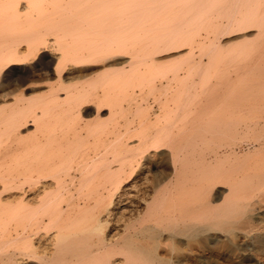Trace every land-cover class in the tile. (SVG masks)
<instances>
[{"label":"bare ground","instance_id":"6f19581e","mask_svg":"<svg viewBox=\"0 0 264 264\" xmlns=\"http://www.w3.org/2000/svg\"><path fill=\"white\" fill-rule=\"evenodd\" d=\"M181 1L185 3L184 0H0V89L15 81L37 77L39 81L46 80L41 85L47 90L22 108L14 107L20 98L0 97V105L16 99L12 107L6 106L9 109L1 106L0 146L3 141L23 142L15 129L24 116H32V123L27 125L35 128L12 159V170L4 179L0 178V264H264V0H186L185 7L178 6ZM217 3L222 5V10L217 6L218 10L225 12L221 14L231 24L234 21L230 17H234L248 27L244 32L254 31L250 38L244 35L248 38L234 48L235 60L229 61L232 53L223 54V61L213 53L203 66L199 61L191 63L193 57L187 56L190 62L184 59L186 71L180 63L173 62L177 68L171 67L172 63L171 71L183 70L186 75H171L178 81L171 100L163 99L158 113L153 112L154 117L143 111L125 119L123 130L109 145L107 154L112 163L105 154L108 147L102 151V158L88 164L92 167L84 164L88 175L80 167L85 171H80L84 172L82 179L80 176L57 179L61 171L71 172V168L64 167L73 163L68 158L74 159L75 152H80L78 146L83 145L82 140L79 143L76 140L73 112V104L79 97L71 92L72 87L55 84L58 80L62 83L60 68L69 65L67 71L76 74L78 67L97 57L96 54L121 52L126 37H136L132 34L135 28L131 29L138 22L136 18L142 26L151 25L158 18L159 25L165 23L163 26L167 27L168 23L172 28L179 17L184 27L183 21H197L201 15L205 17L204 13L208 15L210 5L212 15ZM18 5L27 7L21 11ZM182 7L188 9L183 11ZM220 12L215 14L219 17ZM150 15L152 22L147 18ZM124 16L135 17L136 21L132 19V25L126 19L129 25L123 21ZM113 18L125 23L117 26L114 20L109 27ZM197 22L194 27L201 25ZM200 22L205 23L203 19ZM120 25L125 26L121 29ZM107 26L111 31H107ZM117 27L121 31L127 28L123 32L128 31L129 35L117 32ZM139 27L136 26L138 33L143 28ZM164 27L160 29L163 31ZM156 28L154 32L148 29L155 34L159 26ZM161 34L168 39L166 35L165 38L152 35L153 39L158 37L150 43H155L153 51L165 43L162 38L166 41L174 38L168 31ZM140 37H136L137 44ZM185 37L182 39L189 40ZM143 41L140 38V46ZM129 42L131 47L136 44ZM210 47L206 50L213 51ZM39 53V60L32 57L29 61L31 55ZM137 54L132 56L134 59L127 56L128 61L125 60L129 66L134 63L129 67L131 71L134 69L130 80H137L139 85L150 83L148 76L163 67L137 72L135 66H147L136 60ZM117 56L126 57L120 53ZM145 56L141 57L147 60ZM225 56H231L228 61L235 62L231 68L226 66ZM166 70L169 67L158 74ZM53 77L57 80L55 86L49 84ZM112 105L118 111L111 120L124 112V104L117 97ZM7 151L0 153V159L10 155ZM87 167L90 172L94 168L90 174Z\"/></svg>","mask_w":264,"mask_h":264},{"label":"rangeland","instance_id":"374dc122","mask_svg":"<svg viewBox=\"0 0 264 264\" xmlns=\"http://www.w3.org/2000/svg\"><path fill=\"white\" fill-rule=\"evenodd\" d=\"M184 1L186 3L188 0L187 1L184 0ZM183 3L184 2L178 3L179 4L178 6H180V5L183 6L185 4V3L184 4ZM189 3L192 4L191 2H189ZM189 3L187 5H190ZM218 5H220V4L217 3L216 5H214V7H215L216 10L212 14L213 16L210 15L212 13V11H214L213 8H212L213 5L208 6V7H210V10L207 11V13L209 12L208 15H205L206 13L203 14L206 17V20L204 21L205 17H203L201 15V17L197 20V21H199V23H201V25L197 24L198 25V26L196 25L197 27H194L195 26L194 24L198 23L196 20H193L194 23H193V21H188V22L187 21H183V23H184L183 26L184 27H182L181 20L178 21L179 19H181L179 17L176 18L175 21H173V23L171 22L172 23V28L170 26H168V25H171V24H168V23H166V25H167L168 28L167 27H164L163 25L165 23H163V20L161 22L163 24L162 25H159V23L157 22L158 18L156 19L155 17L154 18L156 20H155L154 23H152L151 25L149 23H147V24L144 23L143 26H142V24H139L140 21L136 18V20L139 23L138 22H137V24L135 23L134 24L135 27H134L133 22L136 21V20H134L135 17H134V19L132 17V19L134 20L132 22V19L131 18H127L126 16H124L122 18L123 21H125L126 19H130L129 20L130 21L129 23L133 25V26L131 25L132 26L131 29L132 28H135L134 31L136 30V32L135 33H132V34H136V37H139V35H141V37H140L141 40L143 41V39H147V41H143L141 43V46H140L139 45L140 44V38H139V41H138V44H137V41H135V40H138V39L135 37V35H134V37L131 36V35L128 36L129 33H130V32L128 33V31H127L128 34L127 33H124L127 30V28L130 31V27H129L130 24L127 22L128 20H126V23H128L129 25H127V28H124V29H126L125 31L124 30L121 31V29L126 24L125 25H120V26H122V27L119 26V28H121L120 30L118 29V27L115 30L117 32H123L124 31L123 33L125 35L127 34V36H128V37H126V39L128 38L127 40H130V39H131V41L134 40L136 44L128 41L129 43L135 44L133 47H131V45L128 44V42L126 40V46H125L124 49H122L121 52L120 51H117V50L104 51V52H101V53L99 52L100 54H96L98 56L97 57H93L92 60H90L89 62H87V64H85L86 66L83 65V66L78 67V69H79V71L77 72L78 75H76L77 73L76 74L74 73L76 76L74 74H70L68 72L70 70L69 67H68L69 65L68 66L65 65L66 67L65 66H62L60 68V69H63L62 72L60 71L61 74H62V78H63L62 79V83H60L59 80L57 82V80L54 77L49 79L50 80V83L49 84L52 85V86H55V84L58 86V83H59V84H61V86L63 88H67L68 86H70V88L72 87L71 92H73L74 95H77L81 100L83 98H85L86 97L85 94H87V97L85 99H83L82 102L79 101V98H78V100L75 101V103L76 102L77 103L79 102L78 104H76L77 106L74 105L75 103L73 104V108H74L73 109V112H74V114H76V116L74 115L75 116V120H76V138H77L76 140L78 141V143L80 142V140H82L80 142V144H83V145L78 146V147H80V148H78V150L80 149V152H78V151L75 152L76 154L73 155L74 159L73 158H68V160H70V159L73 160V163L70 162L69 164L67 163V165L65 163L66 166L64 168H66V169H67V167L71 168L72 169L71 172H67L70 169H68V170L63 169L65 171H61L59 173L61 175H58L57 179H59L60 177L63 178V179H68V178L70 179V176H71V179H73L74 177H75L74 179H79L81 177V173L84 175V172L86 171V168H85L86 166H84V164L85 165L86 164L88 165V164H90L92 162V160H94L92 163H96L97 162L96 161L97 158L98 159L102 158V156H101L103 154L102 151H105V149H107L108 147H109V149L105 152V154L107 156H110L108 154H110L109 152H110V147L112 146L111 144L118 137L119 130H123V128H124V125L123 124L125 122V119H127V117L128 118H131V116L132 117H136L139 113H141L143 111L149 112V114L152 117H154L155 114H157L158 111H159L158 109H159L160 104L162 102L166 101V100L167 101H170L171 100V97H172V94L176 90V87L178 85V81H177V79H175V81H174L173 78H175V77L173 76V78H172L171 75L173 73H175L178 77L179 76L180 77H183L184 75H186V72H185L186 69H184V67L186 68V65H184V64H186L187 62L184 63V61L188 60V62H190V59L189 58L193 57V59L191 58L192 59L191 63L194 64L195 62L199 61V63L201 62V65L204 64L203 66H205V63L209 60L208 58H210L213 55V53H215L216 55H220V57H221V59L223 61V59H224L223 54L225 55L226 52L229 55L231 53L233 54V58H231V56H232L231 55L230 56L231 60H229V61H232L234 59V48L236 49V46L242 40H245L248 37L249 38L252 37L254 35V31H252V30L249 31L248 30L247 32L246 31L244 32V29L247 30L248 27H246V25L243 24L245 26V28L244 27L241 28L243 25L239 24L236 20H234L233 19L234 17H230L234 21L231 24L230 23L231 21L229 22L227 20V16L226 17H225V15H223L224 17L222 16L221 13H225V12H222V11L220 12L218 10L219 7H221V10H222V5L221 6H218ZM201 6H204V5H201ZM201 6H200V8H202ZM217 6H218V8H217ZM184 7H185V5H184ZM184 7H182V10L183 11L185 9H188L189 6L187 8H185V9H184ZM204 8H205V6H204ZM205 9H207V8H205ZM218 12H220V16L219 17L216 15V14H218ZM148 17H149V19H151V22H152V20H153L152 18L153 17H151V15L150 16H147V18ZM207 17H208V19H207ZM122 19H121V22H122V24H124L125 22L123 23ZM139 19H140V17H139ZM201 19H203V23L205 22L203 25H202V22H200ZM114 20H115L114 25L117 24V26H118L121 23V22L120 23L117 22L118 20L116 21V18H113V19H110V21L108 20L109 21L108 22V26L111 25V24L113 25ZM141 20H142V18H141ZM144 20H145V18H144ZM144 20H142V22H145V21L147 22V20H145V21ZM235 21L238 23L237 26H236L237 23ZM191 22H192V24H191ZM185 23L189 26V28H188V26L185 25ZM227 23H229L230 25L227 24ZM156 24H157V28L159 26V31L155 32V34H152V32L149 31V29H151V30L155 29L156 28ZM174 24H179V27L176 26V25H174ZM140 25H141V27H143V28H145L147 30H143V28H142V32L143 31L144 32L143 33L142 32L138 33L139 32L138 29L140 28L139 27ZM154 25H155V27L153 28L152 26H154ZM190 25H192V26H190ZM108 26H107L106 29H108ZM136 26L139 27V28L136 29ZM160 26L161 27H164V29L162 28L163 31L160 29L161 28ZM190 27L192 29H190ZM157 28H156V30H157ZM181 28H183V29L181 30ZM110 29H108L107 31H109ZM113 29L114 28H112V32H114ZM131 31H133V30H131ZM167 31L169 33V36L172 34L173 37H174V38H171V39H173L172 40L173 41V44H172V41L170 39V40H168L169 41V44L167 45L166 43H168V41H166V40L168 39V37H167L168 34L167 33H166L167 35L166 34H164V35L161 34V33L167 32ZM174 31H176V33H178L180 36H181V34H183L182 35L183 37H179L178 39H175L179 35L176 34ZM153 32H154V30H153ZM170 32H171V34H170ZM184 32H186V33L188 32L187 34L185 33V36H187V38L189 37L188 38L189 40H187V41L185 40L186 37L184 36ZM144 33H145V35H142ZM157 33L159 35L163 36L164 38H165V35H166L167 38H166V40L164 38L161 39V41H165V43L163 44V42H162L163 45L162 44L159 45V46L157 45L158 46V49L160 47L161 48L159 50L156 49L157 50V52H156V50L153 51V49L155 48V45H154L155 43L154 44H151V45H150V43H152V41H154V39H157L158 38V37H155L153 39L154 36H152V35H158ZM190 33H191V35H190ZM147 34H149V35H147ZM244 35H246L248 37H245ZM149 36H151V37H149ZM148 37L149 38H152V39L149 40ZM160 37H159V39H160ZM190 37L192 38V43L189 45V43L191 41V38ZM182 38H185L184 39L185 41ZM175 40L177 42L179 40L180 41H179V43H176ZM182 43H185V45L182 44ZM145 44H147L149 47L146 46ZM136 45H139V46L137 47ZM144 45H145L146 48L144 47ZM152 45H154L153 48H151ZM164 45H167V46L163 47ZM210 46H212L213 49ZM217 46H219V47H217ZM142 47H144L146 50L144 51V48L142 50ZM209 47L213 50V51H210V49H208L210 51V53L208 52V50H206ZM215 47H217V48H215ZM187 48H189V49H187ZM130 49H131V52H129ZM147 49H148V51H147ZM125 50H126V52H125ZM138 50L140 51V54H137V53H139ZM189 50H191V51H189ZM151 51H152V53H154L153 54L154 57L152 56V53H150ZM118 52L120 54L126 56V57L123 58V59L120 58V57H118L117 56V55H119ZM146 53H149V56ZM207 53H208V55H207ZM104 54H106V55H104ZM136 54H137V57L140 55L139 56L140 58H137L136 57V60L137 59H140L141 62L143 61L145 63V65H147V66H144L142 64L141 65L139 64L140 65L139 66L140 68L138 66H135V67H137V72L147 71V70L151 69L152 67L154 68V66L155 67L156 66H159L158 68H161L160 66H162L163 68H161V70L166 69V68L169 67V70L171 71V67L174 66L173 68H175V67L177 68L176 64H174L176 62H178V63H180V65H182V67L180 65H178L179 66L178 67V70L181 67L185 71L179 70L180 72L177 73V71H175V70H173L171 72H169V70L168 71L166 70L165 73L167 72L166 74H168V75H165L164 72H161V74L163 73L162 75H164V78H162V75L161 74H158V73H160L161 70L160 69H156L158 72L157 73H154L152 75L153 76L156 75L157 78L156 79L153 78L151 80L152 75H149L148 76L149 77L148 79H150V81H149L150 83H146L145 82L147 85L145 83H144L145 85L143 83H141V85L144 86V87H142L141 85H139L140 83H138L137 80H133V79L130 80V76L132 74L131 72H133L134 69L131 71V70H129V67H131L134 63H132V65L130 63H128L131 66H129V65L126 64L127 61H128L127 58L128 57L135 56ZM228 54H226V55H228ZM33 55L30 56L29 61H30V59L32 57H34L36 61L39 60L40 59L39 56L41 55V53L37 54L36 56H33ZM143 55L144 56L146 55L148 58H150V56H151V58L152 57L153 58H152V60H150L151 58L149 60L147 58V60H146L145 58H142L141 57ZM107 56H110V57H107ZM228 56H225V58H227V60L226 61L224 60V61L226 63V66L229 65V68H231V66H233L235 62L234 61H233L234 63L233 62L232 63L229 62L228 59H230V58ZM126 59H127V61H125ZM181 59H183V60H181ZM184 59H186V60H184ZM193 61H195V62H193ZM109 62H111V63H109ZM146 62H147V64H146ZM149 62H151V63H149ZM123 63H124V65L125 64L126 65L124 66ZM172 63H173V65H172ZM199 63L197 62L195 64H199ZM53 66H54V64L52 65V67ZM123 67H124V70L121 69ZM81 68L84 69V71L81 70ZM122 70L124 72L126 70H129V71H126L124 73ZM121 71L123 72V74H121L122 73ZM119 73L121 74V76L118 77ZM175 74H173V75H175ZM66 75L67 76L69 75V76L67 77ZM67 78H68V80H67ZM167 79L169 81H167ZM170 79H173V81L170 80ZM49 80H48V82H49ZM128 80H130V81L129 82H126ZM45 81L46 80H44V79H42V80L40 79V81H39V79L37 77H31V78H28L27 80H24L22 82L15 81L12 84L7 85V86L3 87L2 89H0V97H1V95H10V96L13 95L12 96L13 98H16V99H19L20 98L19 101H17L19 104L16 102V105L14 107H19L20 106L22 108V105L23 106H28V104H30L29 101H31V100L33 101L34 100V102H35L37 100L36 98L39 97V95H41V94L43 95V94H45L47 92V90L45 89V87L41 85ZM151 81H153V82L151 83ZM54 82H57V83L54 84ZM125 83H126V85H123ZM137 83H138V85H137ZM62 84H64V85H62ZM161 84L164 85V86H162ZM121 85H123V86L120 87ZM150 85L152 86V88H151ZM155 85H156V87H155ZM124 87H126V88H124ZM153 87H155L156 90L152 93L150 91L151 90L153 91ZM172 88H173V90H172ZM76 90H78V92ZM84 92H85V94H81V95H83V96L85 95V96L84 97L83 96L81 97L80 93H84ZM165 93H166V95H165ZM116 94H118V96H116ZM61 96H63V95H61ZM115 96L117 97V99L119 101L123 102V104H124L123 105L124 106V112H123V114L118 113L117 114V117L118 118L114 115L116 118L114 117L113 120H111V118L113 117L112 115L118 111L117 110V107H115V105H112L113 104V101L116 100V97ZM130 96H131V98H129L130 101H133V100L134 101L136 100V101L135 102L134 101L133 102H130L128 100V97H130ZM125 98H127V99H125ZM16 99H10L9 101L5 102L7 105L5 103H2V105H0V109H3V107L6 108V106H11L12 107V105L15 104L14 101H16ZM163 99H164V101H162ZM122 100H124V101H122ZM32 101H31V103H32ZM11 102L13 104H11ZM129 102H130V104H129ZM3 104H4V106H3ZM128 104H129V107H127ZM110 105H111V107H110ZM156 105L157 106L159 105V106L157 107ZM1 106H3V107H1ZM137 106L142 111H139V109L136 108ZM6 109H9V108H6ZM76 110H79V111H76ZM112 110H113V113L110 112ZM134 110H136V112ZM110 115H111V117H110ZM109 118H110V120L108 121ZM31 119H32V116L29 115V114L26 115V116H24V118L21 119L17 123L19 126L17 125L18 128L15 129L16 131L14 130L15 133H16V135L18 134L17 135L18 138H24L22 140L23 142H20L19 143V142H15V141H13V142L7 141L8 143H6V141H3L1 143V145L2 144L3 145L0 146V150H1L0 153L8 150L7 152L10 153V155L6 156L3 159H0V171H1L0 172V178H3L4 179L5 178V174H7L10 170H12V163H11L12 162V159L20 151L21 146L26 143V138L28 136H30L32 133L35 132L34 125H30V124L27 125L30 122L32 123ZM106 121H108V122L106 123ZM118 121H119V123H118ZM101 123H103L106 126L104 127V125H101ZM97 124L99 125V127H97L98 126ZM22 126H23V128H22ZM100 127H101V130L99 129ZM115 129H117V130L114 131ZM115 133H116V135H115ZM109 145H111V146H109ZM8 147H10V148H8ZM107 152H108V154H107ZM71 155H72V153L70 154V156ZM104 155H103V157H104ZM106 155H105V157H106ZM138 158H140V157L138 156ZM108 161L110 163H112V157L109 158ZM67 162H69V161H67ZM92 163H91V165H93ZM88 166L89 167H92L90 165H88ZM80 167L81 168L83 167V169L85 168L84 169L85 171L83 169H80ZM93 167H95V166H93ZM90 169L88 168L87 170L89 171ZM93 169L94 168H92V171H93ZM80 171H84V172H80ZM91 172L89 171V174ZM85 173L87 174L88 172L86 171ZM86 174H85V176H86ZM83 175H82L81 179L83 178ZM49 178H51V177L49 176ZM122 179H127V178L126 177H123Z\"/></svg>","mask_w":264,"mask_h":264},{"label":"snow or ice","instance_id":"6c2138e0","mask_svg":"<svg viewBox=\"0 0 264 264\" xmlns=\"http://www.w3.org/2000/svg\"><path fill=\"white\" fill-rule=\"evenodd\" d=\"M26 7H27L26 5H18V9L21 11L25 10Z\"/></svg>","mask_w":264,"mask_h":264}]
</instances>
